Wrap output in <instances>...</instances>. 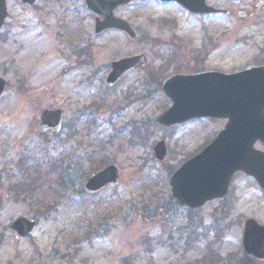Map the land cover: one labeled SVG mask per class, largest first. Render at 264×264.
<instances>
[{
	"label": "rangeland",
	"instance_id": "1",
	"mask_svg": "<svg viewBox=\"0 0 264 264\" xmlns=\"http://www.w3.org/2000/svg\"><path fill=\"white\" fill-rule=\"evenodd\" d=\"M210 2L230 14L196 16L151 0L122 6L116 15L136 29L133 40L118 30L96 35L85 0H41L35 9L8 0L0 30V76L8 82L0 98V264H252L244 259V222L264 223V195L251 181L239 177L227 199L197 210L171 193L172 172L223 120L179 128L155 122L171 105L159 83L176 71L231 72L264 62V0ZM204 42L214 51L196 61ZM141 54L146 69L108 88L110 64ZM57 108L66 112L62 135L41 134L42 112ZM71 126L83 143L78 159L86 160L80 180L63 186L52 175L44 203L33 207L12 189L23 176L21 161L36 157L46 169V157L65 150ZM160 140L167 144L163 162L153 154ZM108 163L120 168L118 184L87 193V178ZM21 216L39 220L26 239L11 229Z\"/></svg>",
	"mask_w": 264,
	"mask_h": 264
},
{
	"label": "water",
	"instance_id": "2",
	"mask_svg": "<svg viewBox=\"0 0 264 264\" xmlns=\"http://www.w3.org/2000/svg\"><path fill=\"white\" fill-rule=\"evenodd\" d=\"M6 1L0 0V28L8 15ZM22 1L34 4L37 0ZM131 1L134 0H86L88 8L99 15L95 24L96 34L118 29L136 39L138 36L133 26L115 15L118 7ZM162 1H177L192 12L217 11L208 6L206 0ZM147 63L145 54L113 62L108 85L116 84L129 69ZM6 84V80L0 76V96ZM163 90L173 104L157 117L161 125L172 126L203 117L228 119L225 128L211 144L185 161L172 174V194L181 205L195 209L208 201L225 197L238 171L255 177L264 188V153L254 147L258 140L264 142V66H254L234 73L210 71L177 74L164 81ZM63 117V110H45L41 117V132H59ZM166 150L164 141L155 146V156L159 161L165 160ZM119 177V168L111 164L90 177L86 189L90 192L99 191L109 184L118 183ZM36 226V220L24 216L11 224V228L22 238L28 237ZM243 246L248 254L264 259V225L253 218L245 222Z\"/></svg>",
	"mask_w": 264,
	"mask_h": 264
},
{
	"label": "trees",
	"instance_id": "3",
	"mask_svg": "<svg viewBox=\"0 0 264 264\" xmlns=\"http://www.w3.org/2000/svg\"><path fill=\"white\" fill-rule=\"evenodd\" d=\"M159 84L161 86V82ZM46 160V169H43L42 163L36 157H28L22 160L21 162H23L25 166L23 176L12 185L14 187H12V189L17 191V195L20 198L30 203L34 202L32 204L33 207H38L40 203H44L42 197H44L43 194L45 195V193L52 188L49 180L52 175H54V177L58 176V181L63 186L73 185V180L75 179L80 180V173L83 169V165L79 164V162H74L75 160L73 159H61L58 156L53 157L50 155L46 157ZM72 173H74V175ZM244 259L252 264L258 261L248 255H245Z\"/></svg>",
	"mask_w": 264,
	"mask_h": 264
},
{
	"label": "flooded vegetation",
	"instance_id": "4",
	"mask_svg": "<svg viewBox=\"0 0 264 264\" xmlns=\"http://www.w3.org/2000/svg\"><path fill=\"white\" fill-rule=\"evenodd\" d=\"M18 1H20L24 6H26V7H28V8L35 9V8L38 7V4H39V2H40L41 0H39L34 6H30V5H28V4H25V3L22 2L21 0H18ZM207 2L210 3V4H212V3L210 2V0H207ZM212 5H213V4H212ZM181 7H182V6H181ZM182 8H183V7H182ZM183 9H184V8H183ZM185 10H186V9H185ZM186 11H187V10H186ZM187 12H188V11H187ZM221 14H222L221 12H218V13H214V14H211V15H221ZM197 15H198V14H196V16H197ZM201 16H205V15H202V14H201ZM206 16H208V15H206ZM212 51H214V43H213V42H204V43L202 44V48H201L200 50H197V51L194 53V57H195V59H196V61H197V60H200V59L203 58V57H209V55H210V53H211ZM263 64H264V62L261 63V65H263ZM142 69H146V67H145V68L133 69V70H142ZM133 70H130V71H133ZM204 71H207V70L201 69V70L195 71V73H197V72H204ZM178 73H181V72H178ZM141 81L143 82V85H142V87H143V93H144L143 96H146V97L148 96V97H149V95H150V91L147 90V87H148V85H150V83H149V81H148V82L145 81V79H142ZM209 120H212V119H191V120H187V121H185L184 123H181V124H178V125H174V126L169 127V128H179V127L186 126V125H189V124H194L195 122H198V121H209ZM212 121H213V120H212ZM223 122H224V125H225L227 121L224 120ZM148 123H149V121H146V124H144V125H148ZM224 125H223V127H224ZM220 130H221V129H220ZM220 130H219V131H220ZM219 131H218V132H219ZM218 132H216V134H217ZM216 134H215V136H216ZM142 139H144V136H143ZM212 140H213V138H210V139H208L207 141H205V142L203 143V145L201 146L200 149L196 150L195 152H192V153H194V154L191 155V156H194V155L198 154V153H199L204 147H206L208 144H210ZM255 147L257 148V150H258L260 153H264V142H263L262 140H258V141L256 142V144H255ZM191 156H190V157H191ZM239 177H243V178H246L247 180L251 181V182L254 184V186L257 188V191H258L260 194L264 195L263 187L258 183V181H256V180H255L254 178H252V177L246 176L243 172H238V173H236L235 176L233 177V180H232V183H231V187H230V191H229L228 195H227L225 198H223V199H218V200H215V201H222V200L227 199V198L231 195V193H233V190H234V187H235V183H236V181L238 180Z\"/></svg>",
	"mask_w": 264,
	"mask_h": 264
}]
</instances>
